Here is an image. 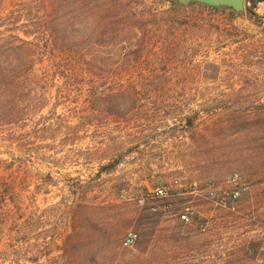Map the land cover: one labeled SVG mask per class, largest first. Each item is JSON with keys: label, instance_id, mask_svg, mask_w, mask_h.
Wrapping results in <instances>:
<instances>
[{"label": "rangeland", "instance_id": "374dc122", "mask_svg": "<svg viewBox=\"0 0 264 264\" xmlns=\"http://www.w3.org/2000/svg\"><path fill=\"white\" fill-rule=\"evenodd\" d=\"M253 1L232 17L167 0H0V35L95 48L93 79L61 81L62 97L53 84L43 109L0 125V180L16 179L35 219L29 235L0 234V264H264V1ZM66 26L90 37L70 47ZM49 121L58 128L34 133ZM233 173L246 190L228 211L216 199ZM159 187L167 198H151ZM81 199L94 208L77 210Z\"/></svg>", "mask_w": 264, "mask_h": 264}, {"label": "trees", "instance_id": "16d2710c", "mask_svg": "<svg viewBox=\"0 0 264 264\" xmlns=\"http://www.w3.org/2000/svg\"><path fill=\"white\" fill-rule=\"evenodd\" d=\"M167 1L174 9L180 8L174 0ZM263 1L254 0L253 4ZM202 6L213 11H228L232 17H236V13L227 8L217 9L205 5ZM67 27L62 31L63 36L61 38L68 46L71 43L77 46L81 45L77 42H85L90 37L76 41L69 37L70 30ZM18 31L16 30L13 33ZM21 33L23 37H19L18 34L5 35V33H1L0 35V125L21 122L24 120L23 117L27 116L31 110L39 111L43 109L44 104L40 103V101L47 96H52L51 86L53 84L58 83L55 93L57 97H62L63 93L68 91L61 86V81L63 84L68 80L77 78L89 81L94 78L95 74V48L84 47L83 45L78 46L79 48L76 49L54 47V51H47L46 47L41 46L38 35H31L30 32L26 31H21ZM49 42L51 41L49 40ZM56 43L54 41L53 44ZM55 50L59 53L58 55H51V57L47 55L52 54L51 52L54 53ZM45 60L48 61L47 64H42ZM40 61L41 63H39ZM84 88L83 86L82 90ZM86 88L88 104L93 106L95 105V87L92 84ZM86 109L91 110L90 115L94 114V109ZM83 119L89 121L88 115H84ZM38 124L39 122L34 125V133L37 134L52 132L53 128L58 125L50 121L44 122L42 123L44 128L41 127V129L37 127L40 125ZM71 124L68 123V126L75 127ZM63 127L60 128V131H63ZM32 139L33 141H39L36 140V137H32ZM42 141L50 142L49 140ZM118 163L119 161H115L112 165L102 166L98 174L111 171ZM19 192L21 191L16 179L13 182L4 179L0 180V234H8L11 238L20 234H31V229L35 225L34 217L21 214L22 202L17 200ZM174 194L176 195V193ZM93 208L92 203L85 202L83 199L79 200L77 204V210L79 211ZM23 219L25 220L22 221ZM14 252H7V254L11 256L15 254ZM14 257H16V259H13L15 263L13 262L12 264H20L18 260L20 256L15 255ZM81 260L79 261L78 257L73 259L72 256H69L66 264H78Z\"/></svg>", "mask_w": 264, "mask_h": 264}, {"label": "built area", "instance_id": "2783aa9c", "mask_svg": "<svg viewBox=\"0 0 264 264\" xmlns=\"http://www.w3.org/2000/svg\"><path fill=\"white\" fill-rule=\"evenodd\" d=\"M213 189V187H211ZM195 190V185H191V191L186 193L193 194ZM246 190L245 185L243 184L241 177L238 173H233L226 181L224 188L222 189L220 195L216 199V203L223 209L228 211H234L236 209L237 202L242 197L244 191ZM177 196H181L184 193L178 189L175 191ZM153 199H165L168 197V191L164 187L156 188L150 194ZM156 211L155 208L152 209ZM178 218L183 223H191L197 218L196 211L193 207L184 206L183 209L178 213ZM201 229L204 231L205 226L201 225ZM138 240V234L134 231L127 232L124 238V246L132 248L135 246Z\"/></svg>", "mask_w": 264, "mask_h": 264}, {"label": "water", "instance_id": "95a60500", "mask_svg": "<svg viewBox=\"0 0 264 264\" xmlns=\"http://www.w3.org/2000/svg\"><path fill=\"white\" fill-rule=\"evenodd\" d=\"M179 7L191 4H201L211 8H227L234 11L237 17H242L245 10V0H174Z\"/></svg>", "mask_w": 264, "mask_h": 264}]
</instances>
